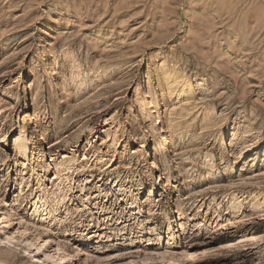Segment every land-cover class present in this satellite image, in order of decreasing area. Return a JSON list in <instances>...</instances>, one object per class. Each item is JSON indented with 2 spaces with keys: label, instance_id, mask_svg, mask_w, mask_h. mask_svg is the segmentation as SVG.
I'll return each instance as SVG.
<instances>
[{
  "label": "rangeland",
  "instance_id": "rangeland-1",
  "mask_svg": "<svg viewBox=\"0 0 264 264\" xmlns=\"http://www.w3.org/2000/svg\"><path fill=\"white\" fill-rule=\"evenodd\" d=\"M0 264H264V0H0Z\"/></svg>",
  "mask_w": 264,
  "mask_h": 264
},
{
  "label": "bare ground",
  "instance_id": "bare-ground-1",
  "mask_svg": "<svg viewBox=\"0 0 264 264\" xmlns=\"http://www.w3.org/2000/svg\"><path fill=\"white\" fill-rule=\"evenodd\" d=\"M52 69H53V68H52ZM54 72H55V71L53 70L51 73L53 74ZM167 73H168V72H167ZM172 77H175V80L180 78L182 82L184 81V84L182 83V84H183V89H181L182 91H184V88H185V87H188V86H189L187 83H185L186 79H184V75H183V76H182V75H181V76H178L177 73H175V74L170 73L169 75H167L166 78L169 80V79L172 78ZM187 79H188V78H187ZM175 83L177 84V82H175ZM174 85H175V84H174ZM179 85H180V84H179ZM180 87H181V86H180ZM171 88H172V86H171ZM177 89H178V88H177ZM172 90H173V89H169V93H170V94L175 93V92H173L174 90H173V91H172ZM187 90H188V89H187ZM175 91H176V90H175ZM139 92H141V91H139ZM186 92H187V91H186ZM180 93H181V92H178V91H177V94H180ZM182 93H183V92H182ZM136 94H137V93H136ZM139 94H140V93H139ZM177 94H176V95H177ZM143 106H144V105H143ZM145 106H147V105L145 104ZM140 110H141V111L147 110V107H142ZM18 140H19V139H18ZM15 145H16V149H17L20 153H22V155H23L24 153H26L27 150H26L25 147H24L25 145H24V143H23V140L20 141V142H18V143L16 142ZM71 160H74V159L72 158ZM208 164L211 165V166H213V163H208ZM64 170H66V169H64ZM132 205H133V204H132ZM39 207H40V206H39V202L37 201V202L35 203V209H38ZM55 211H57V208H53V209L50 208V210H47V214H49V215H54V212H55ZM10 237L14 239V235H13V234H11ZM61 259H62V258H60V257L57 258V260H59V261H60Z\"/></svg>",
  "mask_w": 264,
  "mask_h": 264
}]
</instances>
